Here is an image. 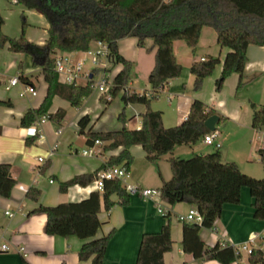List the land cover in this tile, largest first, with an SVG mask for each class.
<instances>
[{
	"label": "trees",
	"instance_id": "1",
	"mask_svg": "<svg viewBox=\"0 0 264 264\" xmlns=\"http://www.w3.org/2000/svg\"><path fill=\"white\" fill-rule=\"evenodd\" d=\"M29 9L40 11L48 20V37L43 45L31 42L24 32L20 37H12L0 29V47L6 43L15 52H26L33 55L35 65H41L44 78L48 83L47 94L39 107L29 108L21 117L23 126H30L40 115L48 114L58 127L66 115L59 108L49 112L53 97L60 95L72 105H80L83 99L91 94L94 78L86 84L66 83L60 80L56 71L55 55L58 50H88L93 41L108 44L113 63L122 64L114 75L110 85L112 97L118 95L132 78L134 63L119 50L121 38L134 36L139 46H145L147 39L153 40L155 47V65L149 74L152 86L150 91L139 93L124 90L121 97L125 104L131 102L145 103L146 111L142 114V126L120 129L92 130L87 128L91 121L89 114L78 120L80 133L86 134L87 142L96 139L107 142L105 148H123L117 155H111L104 169L114 164L124 165L129 170L134 161L131 146L141 144L149 161L157 163L158 159L174 150L177 145L198 142L211 130L206 126V119L217 113L203 100H193L188 116L181 123L166 126L163 122V111L151 107V97L164 88L169 79L179 76L183 65L178 60L174 41L185 40L195 53L202 30L205 26L215 28L217 40L221 46H227L223 69L216 80L220 89L225 79L237 72L240 75L238 87L246 82L245 67L248 61V46L251 43L264 44V0H16ZM3 21L0 18V23ZM24 19L23 25L25 26ZM220 62L219 56H208L194 60L191 71L195 75L194 87L199 89L204 78L214 71ZM20 78L27 80L23 73L22 61L19 63ZM101 99L107 104L111 99ZM0 103L9 101L0 100ZM254 128L264 126V104L251 103ZM223 119V116H221ZM38 138V132L26 139L32 144ZM264 161V147L259 148ZM172 176L164 180L161 186L163 197L174 205L187 202L196 205L204 215L198 222L184 221L183 247L196 257H209L230 264L242 257L230 242L220 241L208 246L200 236L202 227L213 228L216 219L221 216L224 204L240 201L242 188L247 186L254 197V216L264 219V175L255 177L244 172L237 162L225 161L222 151L216 148L206 153H196L191 157L171 156L169 158ZM97 172L77 174L60 183L61 192L76 183L87 185L94 181ZM17 180L11 174V164L0 162V195L10 196ZM117 194L119 200L113 199ZM41 189L30 186L26 196L39 200ZM129 192L119 178L106 179L104 190H93L87 198L78 201H62L57 204L40 203L31 212L47 214L46 231L49 234L63 236L77 235L85 239L79 250L82 260L92 259V264H103L108 242L113 231L97 237L101 225L100 212L102 205L110 209L116 203L129 202ZM168 213L166 216H169ZM173 238L171 223L167 222L157 232H145L142 236L135 264H166L164 254L172 249ZM250 264H264V252L256 248L248 255Z\"/></svg>",
	"mask_w": 264,
	"mask_h": 264
},
{
	"label": "crops",
	"instance_id": "2",
	"mask_svg": "<svg viewBox=\"0 0 264 264\" xmlns=\"http://www.w3.org/2000/svg\"><path fill=\"white\" fill-rule=\"evenodd\" d=\"M38 12L41 13L40 11ZM0 18L4 21L1 14ZM48 26L49 23L47 21L46 31ZM210 27L205 26L203 28L195 53L189 50L190 46L185 40L177 39L174 41L175 54L183 64V69L179 76L169 79L162 89L170 101V105L163 107L166 126L176 125L185 120L190 106L196 98L203 100L208 106L216 109L220 115L217 128L222 120L221 116L227 121L233 120L241 124H243L241 120L244 117L247 120L249 114L252 116V111L250 113L248 104L245 101L234 98L229 99L227 92L216 89V80L222 72L223 62L230 48L221 46L218 43L216 30L213 32ZM47 37L48 31L45 38L39 41L30 39V41L43 45ZM182 41H185L186 44H183ZM118 46L120 52L134 63L132 78L126 88L122 90V93L124 90L137 91L139 93L150 92L152 86L149 81V74L155 65L153 40L149 38L145 46H139L136 37L128 36L119 39ZM99 47V41H93L90 45V49ZM57 53L68 54L75 59L77 53L87 54L88 52L87 50H58ZM180 54L185 59H180ZM247 54L248 61L245 67V75L247 78L260 76L257 80H261V90L264 91V44H249ZM30 55L33 58V55ZM211 55L219 56L220 63L217 66L216 73L207 77L204 81L205 87H210V93H206L205 88L191 91V86L195 81V75L190 68L192 62L205 59ZM32 58H29V62L24 65L23 73L27 77V80L24 81L33 84L37 88L38 92L35 95H21V83V85L17 84L7 89L6 85L9 79H6L4 74L0 72V84L3 87L0 88V100L9 101L6 104L0 103V162H9L11 164V174L17 180L10 196L0 195V264H92L91 258L82 260L79 257V250L85 239L74 234L63 236L47 233V214L45 212H31V210L40 203L57 204L62 201H78L87 198L95 190L92 187L93 182L87 185L76 183L69 186L66 192H61L60 183L77 174H90L103 170V164L106 163L107 159L111 155H117L123 148L122 146L105 148L107 142L101 139L99 143L94 142L91 144L87 142L86 134L80 133L78 120L81 116L84 114L91 116V121L86 130L90 127H92V130L120 129L123 126L139 128L142 126V114L147 107L143 103H130L132 110L130 116L125 120L124 124L122 123L116 128L106 126L105 123H101L98 126L106 105L99 115L97 113L93 115L89 106L77 112L73 124L75 133H78L76 136L84 135L85 143L94 147V153L92 154H85L84 150L87 148L83 149L82 156L79 158L75 154L79 150L77 146L75 147V152L72 149L77 139L76 136L69 135L66 130L63 132L64 119L62 124L55 128L52 126L43 127L48 119L41 124L33 123L30 126H23L20 123L21 117L29 108H36L41 105L48 89L42 66L35 65ZM17 66V62L13 60L9 67L15 69ZM105 68L109 74L113 72L112 77H114L122 68V64L106 61ZM138 75L145 76V87H139L135 84ZM239 78V73L233 72L229 77L231 80L230 84L235 83L236 80L239 81ZM88 81L87 79H82L79 83L86 84ZM98 93L100 98L102 96L108 99L106 94L99 91ZM110 99L112 100L113 98L111 97ZM257 100L264 103V95L258 97ZM70 105L68 99L55 95L49 112H55L62 108L67 115ZM99 105L101 106L100 102ZM243 106L246 107L244 111ZM153 108L158 107L153 106ZM169 109L174 110L176 113L168 118L171 123L167 124L165 120ZM38 127L42 129L44 136H38L34 143L27 144L26 139L36 133ZM60 129L61 132H59ZM257 130L263 131V127ZM223 136V133L219 131L218 139L222 142L221 147L224 146L225 142V136ZM199 142L206 144L203 138L196 143L190 144L195 146V150H199L196 153L210 152L201 151L203 148L200 147L196 149ZM182 145H177L173 151L161 156L157 163L147 159L146 151L141 144L132 145L130 149L134 155V161L130 168L129 178H132L131 182L142 187L161 188L163 181L170 179L172 176L169 158L171 156H181L177 152L179 147L181 151L186 152ZM262 147H264V141ZM52 148L55 151L51 155L50 150ZM222 155L225 161L234 160L228 159L229 146ZM40 156L44 157V161L39 160ZM84 157L86 158L84 159ZM257 169L256 173L247 172L262 177V173L261 175L259 173V168ZM30 186H36L41 189L38 201L26 196ZM129 197L128 203H116L110 209H106L102 205L99 214L101 225L96 236H104L113 231L108 242L103 264H135L143 234L145 232H157L167 222L171 223L173 246L172 249L164 254L166 264H223L214 258H198L193 253L184 250V221L179 220L177 214L186 213L194 204L183 201L178 202L172 205L171 214L166 216L158 211L157 205L152 199L143 197L138 193H129ZM113 199L118 201L119 196L115 194ZM7 210L12 214L7 213ZM253 234H264V219L254 216V197L247 186L242 188L239 202H227L224 204L222 214L216 219L213 228L202 227L200 229V236L208 246L215 245L224 237L228 242L241 243ZM5 243L9 246V249L2 248ZM21 246H25L26 250L21 251ZM230 264H250L248 255L243 254L240 259Z\"/></svg>",
	"mask_w": 264,
	"mask_h": 264
},
{
	"label": "rangeland",
	"instance_id": "3",
	"mask_svg": "<svg viewBox=\"0 0 264 264\" xmlns=\"http://www.w3.org/2000/svg\"><path fill=\"white\" fill-rule=\"evenodd\" d=\"M0 14L4 18L3 23L0 25V29L9 36L20 37L24 32L25 37H27L29 40L32 39L34 41H39L45 38L47 35V31L45 28L46 22L48 21L47 18L43 14L36 11L35 9H29L22 3H19L15 0H0ZM24 19L26 20L25 26L23 25ZM210 29L213 30V32L215 30L213 27H210ZM182 42L183 44H186L185 41ZM92 49H97V48H92ZM189 50L192 51V48L190 47ZM29 58H32L29 53L12 51L9 48V44L6 43L4 46L0 47V72L4 74L6 79H9L10 77L15 75H19V70H20L19 63L22 61L23 69H24V65H26L29 62ZM80 58L85 60L84 61L85 69L87 70L95 69V65L92 63L91 56L88 53L87 54L77 53L75 60H79ZM179 58L185 59L184 56H182L181 54ZM103 59L104 62H106V59L105 58ZM13 60L16 61L18 64L17 68L15 69H11L9 67L10 63H12ZM218 64L216 65L212 74L204 78V81L206 80L207 77L212 76L214 75V73H216ZM101 71L102 69H98L95 78L96 80L100 78L102 73ZM230 75L225 79L222 87L218 89L216 85V89L219 91L223 90L227 92L229 99L234 98L236 100L237 99L243 100V102L245 101L246 104H248V108L251 113L252 111L251 103L255 102L261 104L262 101H258L257 99L261 95H264L263 94L264 91L261 90L262 82L260 79L259 81L257 80V78L260 76H256L253 78L246 77V82L241 87H238V83H239L238 80H236L235 83L230 84L231 82V80L229 79ZM110 76L112 78L113 72L110 73ZM204 81L202 83L201 88L195 89L193 83L190 90L195 91L205 88V92L210 93L211 89L208 86L205 87ZM145 82H146L145 76L138 75L135 84L139 87H145ZM0 88H3L1 84H0ZM121 94L122 91L115 97H112L113 99L106 104L104 100L100 98L97 89L94 88L91 94L86 96L80 105H72L70 102L71 105L69 106V109L67 110V115L63 121L65 124L63 132L66 130L69 135H74V136L78 134L77 132L75 133L74 131L75 128L73 126L76 113L84 109V107L86 106L90 107V110L93 115H95L96 113L97 115H99L104 110V107L106 105L104 113L102 114V117L98 122V126H100L101 123L102 124L105 123L106 126L116 128L120 124L122 123L124 124L125 120L128 119V117L130 116L132 110L130 108V103L128 104L124 103ZM99 102L101 106L99 105ZM169 103L170 101L168 100L167 94H165L162 90L156 93L154 97H151V107L152 108L153 106L158 107L154 109H159L163 111V107H166ZM245 108L246 107L243 106V111ZM175 113L176 112L172 109L168 110L167 112L168 115L166 116V120H165L167 124L171 123L169 122L168 118L174 116ZM251 120H252L251 114H249L247 120H245V117L241 120L243 124L233 120L227 121L225 118H223L217 128L225 136L224 146L220 147V150L223 153L229 146L228 159L230 160L234 159L232 161L240 163L238 165H240V168L246 173L249 172L256 173V171H258L257 168H259V173L260 175L262 173L263 176L264 161L262 159V155L259 151V148L262 147L264 141V126H263V131L257 130L252 126ZM163 122H164V116H163ZM172 125H168V126H172ZM46 126H52L54 128L58 127L55 121L50 118H48V120L46 121L43 127ZM76 138L77 139L75 140L72 149L73 152H75V147L77 146L79 150L78 152H75V154L78 155L79 158H81L83 149L89 148V146L84 141V135L78 137L76 136ZM198 144L199 145H197L196 149H198L199 147L203 148L201 151H212L216 149L214 145H206L203 142H199ZM182 146H183L182 148L186 149V152L181 151L180 147L177 149V152L183 157H191L194 154H196V152L199 151L194 149L195 147L194 145L183 144ZM85 158L86 157H84V159ZM249 174L255 177H261L251 173ZM128 181L131 182L132 178H128Z\"/></svg>",
	"mask_w": 264,
	"mask_h": 264
},
{
	"label": "built area",
	"instance_id": "4",
	"mask_svg": "<svg viewBox=\"0 0 264 264\" xmlns=\"http://www.w3.org/2000/svg\"><path fill=\"white\" fill-rule=\"evenodd\" d=\"M99 44H100L99 48L87 50L88 54L91 56V60L92 63L95 65V68L102 69L100 78L98 80L94 78L93 87L96 88L99 92L106 94L108 99H110L112 96L110 94L109 89L113 77L111 78L110 74L107 72V69L105 68L106 62H104L103 58H105L106 61L113 62V60L110 54V49L108 44L102 41H99ZM55 56H56L55 57L56 71L58 72L60 80L62 82L79 83L82 79L90 80L93 78L94 69L93 70L85 69L84 59L75 60L71 55L62 54V53H57ZM20 83L22 84V89L20 92L21 95L37 94L38 92L37 88L33 84L21 80L19 75L10 77L8 80V84L6 85V88L9 89L12 86ZM147 94L151 95L150 92H147ZM48 118H49L48 114H43L34 123L41 124ZM37 132L39 137L44 136V133L42 132V129L40 127L37 128ZM59 132H61V129L59 130ZM218 137H219V131L216 129L206 133L203 136V140L206 144L214 145L216 148H220L222 146V142L218 139ZM95 142L99 143L101 142V140L96 139ZM54 151L55 149L52 148L50 150V154L52 155ZM84 153L85 154L94 153L93 145H90L89 148L85 149ZM39 160L44 161V157L40 156ZM129 176H130V170L126 166L114 164L109 166L107 169H103L97 172L96 178L92 183V187L95 190L103 191L106 179L119 178L122 180L123 184L125 185L129 193H138L143 197L152 199L156 203L158 211L164 215L171 213L172 204H170L165 200L161 188L142 187L140 185L133 184L128 181ZM6 212L12 214L9 210H7ZM177 218L181 221H192L201 224L204 220V215L196 205H193L189 208V210L186 213H178ZM220 241L222 244L228 243L225 237L222 238ZM231 244L234 245L236 252L241 253L242 255L243 254L249 255L256 248H261L264 252V234H253L247 240L241 243H231ZM2 248L9 249V246L5 243L2 245ZM20 250L25 251L26 247L21 246Z\"/></svg>",
	"mask_w": 264,
	"mask_h": 264
},
{
	"label": "water",
	"instance_id": "5",
	"mask_svg": "<svg viewBox=\"0 0 264 264\" xmlns=\"http://www.w3.org/2000/svg\"><path fill=\"white\" fill-rule=\"evenodd\" d=\"M219 120H220V115L218 113H215L206 119L205 124L210 130H216L217 123L219 122Z\"/></svg>",
	"mask_w": 264,
	"mask_h": 264
}]
</instances>
